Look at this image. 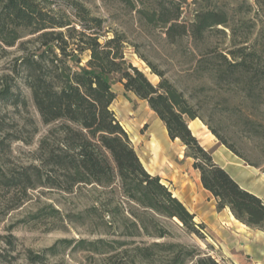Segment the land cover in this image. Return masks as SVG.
Instances as JSON below:
<instances>
[{
    "label": "trees",
    "instance_id": "16d2710c",
    "mask_svg": "<svg viewBox=\"0 0 264 264\" xmlns=\"http://www.w3.org/2000/svg\"><path fill=\"white\" fill-rule=\"evenodd\" d=\"M122 1L149 24L164 26L170 41L189 36L196 46H203L196 61L203 71L201 76L211 80L224 99L236 101L234 108L252 136L264 138V118L255 115L264 114V0H245L230 7L200 0L190 22H180L188 0H155L153 7L146 0ZM198 1L192 0L195 4ZM104 23L105 19L94 15L81 0H0V50L20 43L24 54L19 59L26 85L43 122L54 124L41 141V163L8 170L0 166V187L18 188L27 198L28 190L38 186L71 192L81 184L103 188L117 185L122 197L146 215L130 211L136 234L165 237L167 231L156 227L157 217H165L201 236L206 224L197 220L196 213L160 175L145 167L112 109L116 92L109 77L118 74L127 91L148 102L170 137L179 138L186 146L203 186L216 197L218 209L227 207L244 224L264 230V200L217 163L190 128L191 120L202 119L222 143L235 151L205 120L199 101L194 102V95L188 96L148 61L161 77L154 84L126 58L127 36L114 29L110 36ZM218 33L225 41L214 43ZM28 35H35L34 39L25 40ZM33 42L37 45L28 47ZM86 50L90 57L81 65L80 54ZM196 88L204 91L209 86ZM15 94L12 85H7L0 91V100ZM45 212L41 209L31 216L36 219ZM48 212L54 217L60 214L55 207ZM64 242L71 240L61 239L47 250L54 253ZM106 242L101 238L91 243ZM155 245L175 250L167 264H222L198 247L182 243ZM150 248L137 247L142 261L150 260ZM29 259L44 263L46 255L30 251Z\"/></svg>",
    "mask_w": 264,
    "mask_h": 264
},
{
    "label": "rangeland",
    "instance_id": "374dc122",
    "mask_svg": "<svg viewBox=\"0 0 264 264\" xmlns=\"http://www.w3.org/2000/svg\"><path fill=\"white\" fill-rule=\"evenodd\" d=\"M81 1L94 15L105 19L110 36L113 29L127 36L126 58L143 70L154 84H158L161 77L153 72L148 61L185 90L188 96L194 95L193 101H199L205 120L235 151L222 143L200 118L202 130L192 131L211 152L217 145H223L242 167L254 171L256 174L248 175L242 183L264 194V184L260 181L264 177V138L252 136L234 108L236 101L224 99L221 90L206 76H201L203 71L196 61L203 46H196L189 36L179 38L177 42L170 41L164 26L149 24L122 0ZM146 1L155 4V0ZM244 1L210 0L213 5L222 7ZM200 3V0L197 4L192 0L184 3L180 22H190ZM243 7L245 10V4ZM34 36L28 35L24 39H34ZM212 41L221 43L225 40L218 33ZM35 45L37 43L33 42L28 47ZM6 49L0 50V91L11 84L16 93L9 99L0 100V166L8 170L40 164L41 141L50 134L54 124L43 122L31 89L26 85L19 59L24 54L20 43ZM80 55L81 65H85L90 52L86 50ZM109 79L116 92L111 107L128 132L142 162L149 171L161 176L174 194L197 214L198 221L206 224L202 235L191 233L165 217H157L156 224V227L167 231L165 237L136 234L130 211L146 215L143 209L130 205L122 197L117 185L103 188L81 184L71 192L38 186L28 190L27 198L18 188L0 187V264H167L175 250L155 243L198 247L222 264H230V251L234 252L241 241H246L243 235L252 236L254 232L240 224L241 221L231 215L229 208L218 209L216 197L205 189L200 171L193 166L194 158L187 156L186 146L179 138L167 136L164 122L148 102L127 91L119 80L120 75L113 74ZM204 84L209 86L207 90L196 88ZM255 115L264 118V114ZM210 132L214 137H210ZM229 169L238 174L234 165L229 164ZM51 207L60 210L57 217L49 214ZM41 209L47 212L39 218H32L31 215ZM127 232L135 234L128 235ZM101 238L111 244L91 243ZM61 239L71 242L59 243L54 253L47 250ZM82 240L86 242L82 243ZM138 246H151L150 260H141ZM30 251L45 253L44 263L31 262ZM192 263L186 261L185 264Z\"/></svg>",
    "mask_w": 264,
    "mask_h": 264
},
{
    "label": "crops",
    "instance_id": "0c3cea01",
    "mask_svg": "<svg viewBox=\"0 0 264 264\" xmlns=\"http://www.w3.org/2000/svg\"><path fill=\"white\" fill-rule=\"evenodd\" d=\"M195 121H196V119L191 120L190 122H195ZM165 130H166V134L168 136L169 135L168 130L167 129H165ZM201 130H202V127H200L198 129V131H201ZM206 148L209 149V147H206ZM212 152H213L214 160L217 163H219L220 165H222L224 168H226L230 172V174L244 188L256 193L257 195H259L264 200V194L259 193L257 191H254L249 186L242 183V180L247 178L248 175L256 174L254 171H252L251 169H248L246 167H242L241 163L237 161L236 157H234L232 155L231 151H229L223 145H220V144L217 145V147ZM229 164H231L232 166L234 165V168L238 171V174H234L229 169ZM151 173L154 174L153 172H151ZM239 175L241 176V178L239 177ZM260 181L264 184V177H261ZM231 215H232V213H231ZM196 217L198 218V216H196ZM240 224L249 228V230H252L254 233H252V236L243 235L244 236L243 238H245L246 241H241L239 246L235 247L234 252L230 251V253H229L230 254L229 256L231 258L230 264H264V230H261L258 228H252V227H250L244 223H241V222H240ZM256 231L259 233H257ZM250 254L252 256H250Z\"/></svg>",
    "mask_w": 264,
    "mask_h": 264
},
{
    "label": "bare ground",
    "instance_id": "6f19581e",
    "mask_svg": "<svg viewBox=\"0 0 264 264\" xmlns=\"http://www.w3.org/2000/svg\"><path fill=\"white\" fill-rule=\"evenodd\" d=\"M189 126H190L191 129H194V130L198 131V129L203 126V123L200 121V119H196L195 122H190ZM209 135H210V137H214V134L211 133V132H210ZM206 136H208V135H206Z\"/></svg>",
    "mask_w": 264,
    "mask_h": 264
},
{
    "label": "water",
    "instance_id": "95a60500",
    "mask_svg": "<svg viewBox=\"0 0 264 264\" xmlns=\"http://www.w3.org/2000/svg\"><path fill=\"white\" fill-rule=\"evenodd\" d=\"M231 211V210H230ZM232 213V212H231ZM232 215L234 216V214L232 213ZM235 217V216H234Z\"/></svg>",
    "mask_w": 264,
    "mask_h": 264
}]
</instances>
